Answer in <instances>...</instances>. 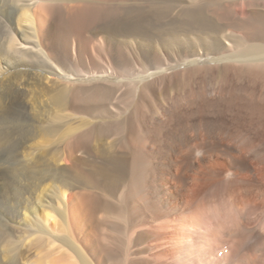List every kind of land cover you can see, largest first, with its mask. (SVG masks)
Here are the masks:
<instances>
[{
  "label": "rangeland",
  "instance_id": "1",
  "mask_svg": "<svg viewBox=\"0 0 264 264\" xmlns=\"http://www.w3.org/2000/svg\"><path fill=\"white\" fill-rule=\"evenodd\" d=\"M110 1L123 6L142 2ZM173 2V15L180 7L195 4L187 0ZM77 4V0L64 2L67 6ZM131 25L97 21L80 34L60 33L57 47L60 45L61 51L58 47L52 63H39L42 61L37 57L28 56L15 70L2 72L0 81L14 72L22 75H13L14 87L25 93L27 118L21 122L35 131L34 138L18 149L19 159L27 164L44 150H63L71 137L96 120H120L130 112L139 130V197L127 200L125 205L128 178L119 176L123 172L125 175V165L109 156L118 149L119 135L124 134L107 135L101 143L107 150L111 173L78 181L74 171L60 176L55 172L52 177L45 171L44 178L22 176L24 180L19 177L12 184L24 190L34 181L39 182L30 192L19 195L21 198L16 197L14 215L0 205L2 247L5 250L11 241L25 236L34 217L43 216V206L57 205V197L67 196L72 187L99 194L113 204L99 210L97 218L117 222L121 227L126 240L120 256L123 264L126 260V264H264V257L260 258L250 246L255 235L264 237V69L223 60L196 62L191 47L206 57L200 35L180 33L178 40L188 46L185 50L177 41L167 47L160 38L132 32ZM224 31L217 38L224 46L222 51L207 54L209 60L236 50L240 32L232 28ZM52 66L78 78L57 77L50 72ZM30 74L37 81L34 77L36 83L24 87ZM110 86H115V91L102 105L104 108L82 102L86 93L103 92ZM132 99L141 101L138 114ZM159 104L167 105L168 110L162 113ZM95 152L89 157L92 161L84 165L87 170H94L99 161ZM9 156V152H1L0 162ZM49 165L48 172L67 168L56 157ZM204 196L211 205L208 210L201 206ZM234 211L245 217L240 223L254 236L231 234L239 226ZM101 227L103 237H109L108 232H119L107 223ZM183 238L184 247L180 249Z\"/></svg>",
  "mask_w": 264,
  "mask_h": 264
},
{
  "label": "bare ground",
  "instance_id": "2",
  "mask_svg": "<svg viewBox=\"0 0 264 264\" xmlns=\"http://www.w3.org/2000/svg\"><path fill=\"white\" fill-rule=\"evenodd\" d=\"M65 1L70 0H0V74L17 68L16 66L28 56L37 57L42 61L39 63H52V56H57V48L60 46L57 47L58 34L69 31L80 34L90 29L97 21L122 25L132 24V32L160 38L167 47L176 41L184 46L185 42L178 40L180 33H196L200 35L199 39L206 48L204 59L191 47V53L194 54L196 62L206 60L217 63L218 60H223L252 66L259 70L264 69V0H187L195 4L180 7L174 15L176 5L173 0H142L141 3L127 6L112 3L110 0H77V5L67 6L64 5ZM23 16L26 17L25 20H22ZM229 28L240 32L239 37L236 38L238 44H236V50L221 54L216 60H213V57L209 60L211 56L207 54L217 55L222 51L224 46L217 38L219 33L225 32L226 29L228 31ZM203 34L210 36L209 40H206ZM226 42L228 43V40ZM187 48V45L184 46L185 50ZM37 58H35L36 64ZM29 63L33 64V62ZM39 63L37 66L41 65ZM37 66L35 65V68ZM51 68L50 72L57 77L78 78L60 70V67L52 66ZM168 68L170 67H165V69ZM13 75H21V73L14 72L0 81V154L9 152L10 155L8 159L0 162V205H5L4 208L9 214L14 215L13 212L16 211V197L30 192L39 183L33 180L34 183L26 186L24 190L13 188L12 184L17 183L19 177L20 180L38 179L42 176V172L44 176L45 171L49 173L48 177L54 176L55 172H58V176L72 175L74 171L78 181H89L95 174L111 173L110 161L107 162L108 153L104 142H101L107 135L113 133L124 134L119 135L116 140L118 149L113 150L109 155L117 159L119 164L123 162L125 165V175H123L124 172L119 175L128 178L129 187L123 199L124 203L127 205V200H133V198L135 200L139 197L141 181L139 157L136 151L139 130L130 112L128 116H123L120 120H111L112 118L106 121L96 120L85 130L71 137L63 150L47 149L32 158L28 164L21 162L18 149L20 145L34 138L35 131L32 132L34 127L32 129L30 125L21 122L27 118V107L24 105L25 93L14 87L13 80L16 77ZM28 77L26 84H23L24 87L29 83L35 84L37 81L36 76L32 74ZM103 89V92L86 93L82 102L84 104L92 102L94 105L103 107L102 105L112 98L115 86ZM60 98H64L63 95ZM60 98H56L57 102H61ZM139 102L141 101H134V99L131 101V104L134 103L133 110L136 113L139 111ZM158 108L164 111H161L162 113L168 110V106L163 104ZM92 151H96V158H99V161L95 164L94 170L92 168L87 170L84 165L92 161L89 158ZM55 157L60 158L67 166V168L60 169L62 173H59L58 169L47 171L50 162H54ZM22 176L25 178L22 179ZM3 187L7 188L6 192H2ZM71 189L67 196L63 194V197H57L55 201L57 205H44L43 216L34 217V222L25 229L27 234L11 241L5 250L2 247L4 232L0 230V264H106L108 262L123 264L120 256L124 251L126 240L120 231L121 227L117 226L119 225L117 222L108 223L106 218L102 220L97 218L99 210L111 208L113 204L89 190H75L72 187ZM206 196L202 197L201 206L208 210L211 205H207ZM122 208L125 210L124 205ZM234 216L239 226L236 233L231 234L237 235L238 232H243L254 236L251 235L250 229L240 223V219L245 217L238 211H234ZM106 223L116 230L120 228L119 232L117 230L114 235L108 232L109 237H105L106 235L103 237L100 229L101 225ZM252 241L251 248L259 253L260 258H263L264 237L255 235ZM181 242L180 249L184 247V238ZM3 253L8 255L4 256Z\"/></svg>",
  "mask_w": 264,
  "mask_h": 264
}]
</instances>
